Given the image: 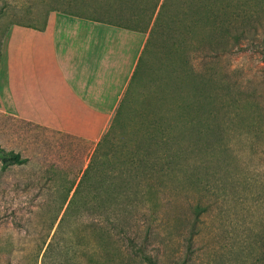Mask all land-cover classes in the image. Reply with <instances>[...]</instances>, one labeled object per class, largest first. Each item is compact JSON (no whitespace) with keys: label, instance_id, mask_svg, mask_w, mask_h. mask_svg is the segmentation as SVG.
I'll return each instance as SVG.
<instances>
[{"label":"rangeland","instance_id":"374dc122","mask_svg":"<svg viewBox=\"0 0 264 264\" xmlns=\"http://www.w3.org/2000/svg\"><path fill=\"white\" fill-rule=\"evenodd\" d=\"M134 7L120 0H0V55L10 27L42 28L51 11L140 27L149 38L157 8L144 3L135 21ZM250 9L256 27L240 50L198 54L207 32L190 20L175 34L177 46L167 30L148 43L141 84L125 114L127 130L167 116V75L174 70L183 74L178 89L189 97L198 87L196 77L187 80L194 76L190 65L213 70L220 94L213 136L190 160L191 171L167 175V202L133 204L129 222L140 225V234L149 228L147 248L159 264H264V5L251 2ZM93 148L0 112V151L7 154L0 155V264H88L91 223L102 214L91 200L61 218Z\"/></svg>","mask_w":264,"mask_h":264},{"label":"trees","instance_id":"16d2710c","mask_svg":"<svg viewBox=\"0 0 264 264\" xmlns=\"http://www.w3.org/2000/svg\"><path fill=\"white\" fill-rule=\"evenodd\" d=\"M120 2H132L136 6L132 15L135 21L141 19L138 8L144 3L152 2L154 10H157L149 30V38L129 84L101 138L92 142L94 148L88 164L74 188L61 222L78 203L85 201L87 204L93 200L92 209L95 212L100 211L102 223H91L92 240L89 242L88 264H159L147 248L149 228L145 229L144 234H140V225L129 222L132 207L135 206L133 204L167 202V175H180L191 171L190 160L196 158L203 148V141L213 136L217 126L220 94L217 86L218 75L216 72L211 73L213 70L202 73L190 65V74L194 76L187 80L196 77L195 86H198L190 97L178 89L186 81H183L181 71L174 70V74L167 75V116L154 117L142 127L127 130L125 114L141 84L146 54L150 49L148 43L155 33L167 30V34L172 37L171 45L177 46L175 34L190 20L193 29L199 27L207 32L203 48L195 49L198 54L220 56L240 50L241 40L249 37L250 29L256 27L251 22L253 12L250 3L256 2L263 6L264 0ZM111 24L144 31L140 27ZM262 53L264 57V48ZM188 60L190 62L191 54ZM198 88L203 89V93ZM0 155L4 157L7 154L2 150ZM85 183H102L105 186L99 188V191H90L82 187ZM198 212L199 208L196 210ZM151 214L152 210L149 215ZM191 229H194V225Z\"/></svg>","mask_w":264,"mask_h":264},{"label":"crops","instance_id":"0c3cea01","mask_svg":"<svg viewBox=\"0 0 264 264\" xmlns=\"http://www.w3.org/2000/svg\"><path fill=\"white\" fill-rule=\"evenodd\" d=\"M147 32L61 11L43 28L10 27L0 55V112L97 142L136 68Z\"/></svg>","mask_w":264,"mask_h":264}]
</instances>
